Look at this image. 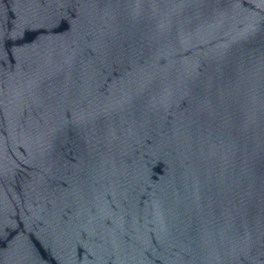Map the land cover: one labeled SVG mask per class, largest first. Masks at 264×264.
I'll return each mask as SVG.
<instances>
[{
	"label": "water",
	"instance_id": "obj_1",
	"mask_svg": "<svg viewBox=\"0 0 264 264\" xmlns=\"http://www.w3.org/2000/svg\"><path fill=\"white\" fill-rule=\"evenodd\" d=\"M0 264H264V0H0Z\"/></svg>",
	"mask_w": 264,
	"mask_h": 264
}]
</instances>
